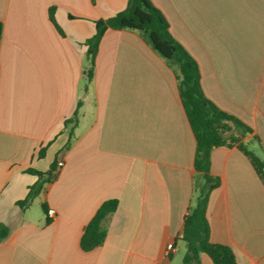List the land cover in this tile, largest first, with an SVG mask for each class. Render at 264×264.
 <instances>
[{"label": "crops", "instance_id": "crops-1", "mask_svg": "<svg viewBox=\"0 0 264 264\" xmlns=\"http://www.w3.org/2000/svg\"><path fill=\"white\" fill-rule=\"evenodd\" d=\"M150 1L196 60L205 96L252 129L241 142L264 160V0ZM127 5L0 0V228L7 229L0 264H182L198 173L177 68L139 32L110 28L89 90L83 87L85 42L95 22ZM79 101L67 149L65 120ZM59 159L65 165L56 177L30 205L19 206L40 179L28 169L46 173ZM211 161L212 175L221 179L207 210L211 241L231 247L237 264H264L261 177L238 143L215 147ZM109 199L119 203L107 237L84 251L83 230ZM43 204L56 210L54 219ZM201 264L214 263L203 253Z\"/></svg>", "mask_w": 264, "mask_h": 264}, {"label": "trees", "instance_id": "trees-1", "mask_svg": "<svg viewBox=\"0 0 264 264\" xmlns=\"http://www.w3.org/2000/svg\"><path fill=\"white\" fill-rule=\"evenodd\" d=\"M95 1V0H94ZM53 19L54 8H51ZM96 32L85 45V65L83 67L84 91L89 90L95 75L96 58L100 41L108 29H128L139 32L150 44L152 49L178 70V89L188 120L197 140V151L194 166L197 171L195 181L196 198L185 219L181 240L186 243L187 251L182 264H201V255L207 254L214 264H237L233 249L225 244L211 241V229L207 217L211 192L221 185V179L211 173V154L215 147L233 146L238 148L251 160L256 172L264 183V160L248 145L241 142L243 137L252 134V129L238 118L226 113L209 100L201 86V73L196 60L171 34L170 25L162 12L150 0H128L127 7L107 20L95 22ZM3 35V23L0 21V44ZM82 102L71 118L65 120L69 127L68 149L74 141V129L79 122V109ZM241 132L239 136L237 132ZM46 147L39 152L43 158ZM57 160L49 172L43 173L28 169L29 173L39 176V181L29 188L25 199L17 202L22 208L30 205L36 199L45 184L56 177ZM117 199L105 201L85 226L81 236V248L91 251L102 245L108 234V222L118 207ZM47 212L46 204L42 205ZM7 233L5 227L0 228V239Z\"/></svg>", "mask_w": 264, "mask_h": 264}, {"label": "built area", "instance_id": "built-area-1", "mask_svg": "<svg viewBox=\"0 0 264 264\" xmlns=\"http://www.w3.org/2000/svg\"><path fill=\"white\" fill-rule=\"evenodd\" d=\"M64 165H65L64 160L63 159H59L57 161V170H56V172L59 171L61 168H63ZM47 216L50 219H54L56 217V210L53 209V208H49L47 210ZM167 250H168V253L170 254V253H174L176 251V248H175L174 244H169Z\"/></svg>", "mask_w": 264, "mask_h": 264}, {"label": "rangeland", "instance_id": "rangeland-1", "mask_svg": "<svg viewBox=\"0 0 264 264\" xmlns=\"http://www.w3.org/2000/svg\"><path fill=\"white\" fill-rule=\"evenodd\" d=\"M251 149L257 155H259L260 157H262V154H261V152H260V150L258 148L251 147ZM186 251H187L186 243L182 241V243L180 244V255H179L181 263L183 261L184 255L186 254Z\"/></svg>", "mask_w": 264, "mask_h": 264}]
</instances>
